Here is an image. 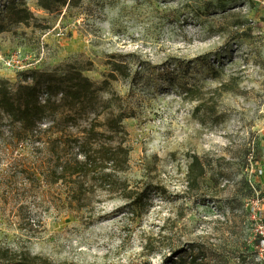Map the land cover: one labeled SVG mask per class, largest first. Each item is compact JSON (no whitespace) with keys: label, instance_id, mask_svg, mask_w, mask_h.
Returning a JSON list of instances; mask_svg holds the SVG:
<instances>
[{"label":"rangeland","instance_id":"1","mask_svg":"<svg viewBox=\"0 0 264 264\" xmlns=\"http://www.w3.org/2000/svg\"><path fill=\"white\" fill-rule=\"evenodd\" d=\"M10 1L0 0V78L15 86L32 83L26 71L73 66L96 86L106 81L101 102L130 115L113 143L129 158L119 173L127 192L69 203L65 186L42 176L53 121L18 140V126L0 119V247L52 264H264L255 236L264 221L253 216L264 197V9L246 0H80L47 11L14 0L32 15L25 24L9 20ZM9 54L25 68L6 67ZM193 155L204 175L190 187Z\"/></svg>","mask_w":264,"mask_h":264},{"label":"trees","instance_id":"2","mask_svg":"<svg viewBox=\"0 0 264 264\" xmlns=\"http://www.w3.org/2000/svg\"><path fill=\"white\" fill-rule=\"evenodd\" d=\"M79 1L37 0V3L52 11L66 4L76 5ZM5 9L11 22L28 24L32 18L28 9L14 0ZM3 30L0 25V31ZM115 66L123 74L121 65ZM26 72L25 79L32 80V83L13 86L0 78V119L18 126V140L37 135L44 121H53L43 130L50 132L48 142L51 154V163L42 173L43 180L48 184L65 186L69 203H79L95 190L110 194L127 192L119 173L126 169L129 149L122 143H113L125 134L123 121L130 115L124 111L109 110L111 100L101 102L99 92L106 88V81L96 86L73 66L60 75L36 69ZM111 78L116 77L111 75ZM106 112L107 116L101 118ZM57 114L61 120L54 122ZM90 115L93 117L88 125L77 134L66 133L67 127L76 126L80 119ZM203 175V163L197 155H193L188 166V185L197 186ZM0 263L52 264L27 251H13L5 247H0Z\"/></svg>","mask_w":264,"mask_h":264},{"label":"built area","instance_id":"3","mask_svg":"<svg viewBox=\"0 0 264 264\" xmlns=\"http://www.w3.org/2000/svg\"><path fill=\"white\" fill-rule=\"evenodd\" d=\"M249 2H252L256 6L263 8L264 9V0H246ZM4 65L8 68H14L21 70L25 68L24 63H23V58L20 55L16 54H9L6 56V58L3 60ZM255 201H259L253 216L256 219L257 223L259 221H264V210H260L259 204H261V207H264V197L263 198H257ZM257 218H256V217ZM255 236L257 237V248L261 255H264V223L263 224H258V226L255 229Z\"/></svg>","mask_w":264,"mask_h":264},{"label":"crops","instance_id":"4","mask_svg":"<svg viewBox=\"0 0 264 264\" xmlns=\"http://www.w3.org/2000/svg\"><path fill=\"white\" fill-rule=\"evenodd\" d=\"M263 184H264V181H263Z\"/></svg>","mask_w":264,"mask_h":264}]
</instances>
